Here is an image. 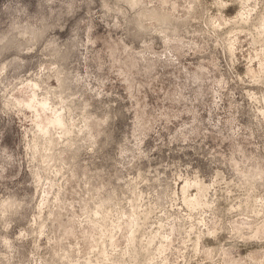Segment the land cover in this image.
Listing matches in <instances>:
<instances>
[{"label":"rangeland","instance_id":"rangeland-1","mask_svg":"<svg viewBox=\"0 0 264 264\" xmlns=\"http://www.w3.org/2000/svg\"><path fill=\"white\" fill-rule=\"evenodd\" d=\"M0 264H264V0H0Z\"/></svg>","mask_w":264,"mask_h":264}]
</instances>
